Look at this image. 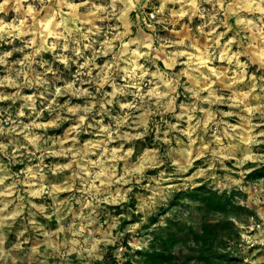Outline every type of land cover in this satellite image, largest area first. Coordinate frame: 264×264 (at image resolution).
Segmentation results:
<instances>
[{
  "label": "rangeland",
  "instance_id": "1",
  "mask_svg": "<svg viewBox=\"0 0 264 264\" xmlns=\"http://www.w3.org/2000/svg\"><path fill=\"white\" fill-rule=\"evenodd\" d=\"M206 223L264 264V0H0V264H195Z\"/></svg>",
  "mask_w": 264,
  "mask_h": 264
},
{
  "label": "trees",
  "instance_id": "2",
  "mask_svg": "<svg viewBox=\"0 0 264 264\" xmlns=\"http://www.w3.org/2000/svg\"><path fill=\"white\" fill-rule=\"evenodd\" d=\"M219 206L217 209H225L223 197L218 200ZM214 225H220L216 223ZM211 224L206 223L195 235L194 245L198 256L195 258V264H224L222 259L225 257L224 254H215L212 250L211 241ZM174 238L171 237L170 241ZM151 253L148 254L150 260H154L155 264H188L187 261L182 259L179 255L170 252V248L167 242H164L161 248H156L154 245L151 247ZM228 264V263H227Z\"/></svg>",
  "mask_w": 264,
  "mask_h": 264
}]
</instances>
